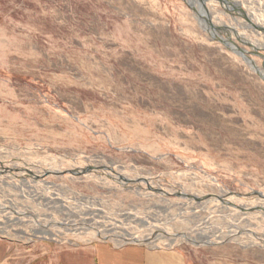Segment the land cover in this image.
<instances>
[{"label":"rangeland","instance_id":"1","mask_svg":"<svg viewBox=\"0 0 264 264\" xmlns=\"http://www.w3.org/2000/svg\"><path fill=\"white\" fill-rule=\"evenodd\" d=\"M204 3L214 35L198 0H0V240L14 264L97 231L188 264H264V79L223 44L264 73L247 22L264 29V0ZM45 171L59 174L32 177Z\"/></svg>","mask_w":264,"mask_h":264},{"label":"crops","instance_id":"2","mask_svg":"<svg viewBox=\"0 0 264 264\" xmlns=\"http://www.w3.org/2000/svg\"><path fill=\"white\" fill-rule=\"evenodd\" d=\"M42 253L26 264H188L181 250L128 245L119 249L102 242L56 249L41 247ZM7 243L0 240V264H14Z\"/></svg>","mask_w":264,"mask_h":264},{"label":"water","instance_id":"3","mask_svg":"<svg viewBox=\"0 0 264 264\" xmlns=\"http://www.w3.org/2000/svg\"><path fill=\"white\" fill-rule=\"evenodd\" d=\"M206 0H198V2L200 3V5H201V7L203 8V10L204 11H206V8H205V2ZM206 19V21H207V24L209 25V28L211 29V30H213V31H215V30H217V28H214L213 27V25L211 24V21L209 20V17L208 16H206L205 17ZM247 20V19H246ZM247 22H248V24L251 26V27H253V28H255V29H257V30H259V31H261V32H263L264 33V29H261V28H258V27H256L255 25H253L252 24V22H250V20H247ZM219 41H220V39H219ZM221 43H222V41H220ZM223 44L224 45H226V46H228V42L227 43H225V42H223ZM236 48H238V52H236V51H234V50H232V49H230L231 51H233L236 55H238L239 57H241L242 59H243V61H245L248 65H250L258 74H259V71L258 70H256L257 68H256V66H255V64L253 63V61L248 57V55L246 54V52L245 51H243L242 49H240L239 47H236ZM245 53V54H244ZM248 59H250V60H248ZM263 79H264V76H261ZM92 170H94V168L93 167H87V168H85V169H82V170H80V171H71V172H69L71 175H74V176H78V175H83V174H86V173H88V172H90V171H92Z\"/></svg>","mask_w":264,"mask_h":264},{"label":"bare ground","instance_id":"4","mask_svg":"<svg viewBox=\"0 0 264 264\" xmlns=\"http://www.w3.org/2000/svg\"><path fill=\"white\" fill-rule=\"evenodd\" d=\"M205 17H206V16H204V11H203V9L199 7V9H198V18H199V23H200V25L202 26V28H203L204 30H207L210 34L214 35V34H215L214 31L211 30V29L209 28V25L207 24V21L205 20ZM231 34H232V33H231ZM228 47H229L230 49H232V50L238 52V51H237L238 49L234 48V47L232 46V44L228 45ZM249 66H250V65H249ZM256 70H257V69H256ZM258 71H259V70H258ZM259 74H260L261 76H264V73H262V72H261V73L259 72ZM36 233L40 234L41 236H44V235H47V234L53 236V234H51V233H50L49 231H47V230H40V231H38V232H36ZM182 238H183L184 241H186V242H188V243H190V244H193V245H209V244H210L209 242H202V241L199 242V241H197V240H195V239H192V238L187 237L186 235H183ZM123 240H125V239H123ZM128 240H129V242L134 241L133 238L128 239ZM196 241H197V242H196ZM198 242H199V244H198Z\"/></svg>","mask_w":264,"mask_h":264},{"label":"built area","instance_id":"5","mask_svg":"<svg viewBox=\"0 0 264 264\" xmlns=\"http://www.w3.org/2000/svg\"><path fill=\"white\" fill-rule=\"evenodd\" d=\"M80 171V170H79ZM2 172V171H1ZM5 172V170H4ZM31 173V172H30ZM50 174H56L58 175L59 173H54V172H49V171H45V172H42L40 175H32V177L34 176L35 178L37 177H45V176H48ZM30 175V174H29ZM44 228V227H43ZM98 233V234H97ZM101 232L100 231H97L96 234L98 235V240L99 242H102V243H107L109 245H111L113 248H116V249H119V248H122V247H125V246H128V245H141V246H148L147 244L145 243H141L139 241H121L120 239L116 238L115 240H112V241H116L115 243H113L110 239L109 236H106V235H103V234H100ZM88 244H91V243H88ZM84 245H87V244H84ZM71 246L75 247L73 244H71ZM148 247H151V246H148Z\"/></svg>","mask_w":264,"mask_h":264}]
</instances>
